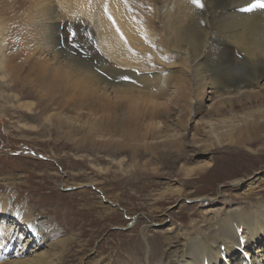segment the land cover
Returning <instances> with one entry per match:
<instances>
[{
  "label": "bare ground",
  "instance_id": "1",
  "mask_svg": "<svg viewBox=\"0 0 264 264\" xmlns=\"http://www.w3.org/2000/svg\"><path fill=\"white\" fill-rule=\"evenodd\" d=\"M202 2L203 8L190 0H0L1 77L22 88L27 98L18 106L36 114L27 118L50 121L76 145L88 139L87 127L91 136L106 137L104 144L120 141L118 150L130 142L134 157L142 148L151 157L160 155L151 145L175 137L169 131L182 132L183 144L188 131L207 137L194 145L201 142L208 150L246 147L264 137V9L241 10L253 0ZM178 64L186 73L172 69ZM169 88L188 96L192 108L166 106L165 117L160 103L177 102L170 95L169 103ZM214 97L216 109L204 110V101ZM90 113L93 120L82 123ZM214 119L221 125L206 135L204 121ZM80 132L82 140L76 141ZM134 133L141 138L131 139ZM148 134L157 140L146 142ZM88 143L98 145L94 137ZM168 147L176 150L174 162L179 160L181 141ZM213 165L207 159L186 174ZM252 179L232 184L239 182L251 194L259 187L253 186L258 178ZM176 184L170 195L182 193L183 183ZM216 201L199 198L208 206ZM260 205L244 211V205L230 202L225 213L204 217L192 231L170 225L172 250L152 246L146 225L141 230L145 258L124 252L101 255L95 264L135 259H142L138 264H264V202ZM70 240L56 239L30 209L0 198V264H65L67 246H56Z\"/></svg>",
  "mask_w": 264,
  "mask_h": 264
},
{
  "label": "rangeland",
  "instance_id": "2",
  "mask_svg": "<svg viewBox=\"0 0 264 264\" xmlns=\"http://www.w3.org/2000/svg\"><path fill=\"white\" fill-rule=\"evenodd\" d=\"M3 52L7 53L6 46ZM172 69L186 73L179 64ZM168 93L166 97L172 95L177 102L171 106L160 103L165 117L166 106L177 110L192 108L190 98L181 90L169 88ZM197 97L195 94L194 99ZM26 98L22 88L13 86L9 77L2 78L0 73V198L14 207L30 209L56 239L71 238L56 246H67L65 264H95L101 255L124 252L139 253L145 258L147 249L141 230L146 225V238L152 246L172 250L168 233L174 229L168 230L169 227L181 226L192 231L193 225L204 217L210 219L217 210L223 212L230 202L244 205V211L264 202V191L260 190L264 188V137L248 142L246 147L208 150L201 142L198 147L194 145L207 137L188 131L183 144L182 132L169 131L175 137L161 138L163 141L151 145L160 155L151 157L142 148L134 157L130 142L122 144L127 149L118 150L120 141L113 138L112 144H104L106 137L91 136L84 127L88 139L76 145L50 121L30 120L27 114L36 115L32 109L18 106L19 99ZM174 100L169 98V103ZM217 100L214 97L204 101V110H215ZM92 120L90 113L82 123ZM204 122L207 125L202 123V129L206 135L221 125L215 119ZM82 135L77 134L75 140H82ZM93 137L98 145L88 143ZM140 138V133L131 137ZM144 140L154 143L157 139L148 134ZM176 140L181 141V147L179 160L174 162L176 150L168 143ZM207 159L214 164L211 169L186 174L185 169L196 168ZM252 177L258 178L253 186L259 187L249 194L243 185L254 180ZM237 178L244 184H232ZM178 182L183 183L182 193L170 195L168 189ZM161 192L166 197H160ZM255 192L259 194L257 199ZM214 197L216 205L199 202V198ZM161 220L163 225L158 224ZM141 260L126 263L138 264Z\"/></svg>",
  "mask_w": 264,
  "mask_h": 264
},
{
  "label": "snow or ice",
  "instance_id": "3",
  "mask_svg": "<svg viewBox=\"0 0 264 264\" xmlns=\"http://www.w3.org/2000/svg\"><path fill=\"white\" fill-rule=\"evenodd\" d=\"M190 3L195 5L197 8L204 7L202 0H190ZM255 8L264 9V0H253V2L248 5V7L242 8L241 10L250 12ZM105 11L107 12V5H105ZM109 18L111 19V16H109ZM70 35L74 38L76 34L73 32L70 33Z\"/></svg>",
  "mask_w": 264,
  "mask_h": 264
}]
</instances>
